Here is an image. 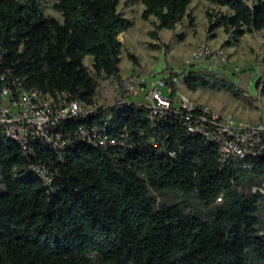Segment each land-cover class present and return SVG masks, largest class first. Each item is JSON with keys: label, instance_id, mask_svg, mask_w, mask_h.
<instances>
[{"label": "trees", "instance_id": "obj_1", "mask_svg": "<svg viewBox=\"0 0 264 264\" xmlns=\"http://www.w3.org/2000/svg\"><path fill=\"white\" fill-rule=\"evenodd\" d=\"M130 1L156 29L173 31L184 17L194 28L190 0ZM206 1L228 11L209 20L210 34L222 27L235 44L245 32L264 31V0ZM43 2L0 0V89L17 81L93 107L98 83L83 59L91 57L96 76L120 81L118 37L132 22L117 12L118 0H54L61 22L42 14ZM182 82L190 92L243 96L207 70L189 71ZM166 84L169 108H94L64 122L70 138L58 150L34 143L23 153L0 133V264H264V156L224 157L204 134L212 127L198 120L201 109L173 107L177 89L170 78ZM80 130L113 143L95 146L75 135ZM150 192L194 196L213 215L201 220L181 203L156 208Z\"/></svg>", "mask_w": 264, "mask_h": 264}, {"label": "rangeland", "instance_id": "obj_2", "mask_svg": "<svg viewBox=\"0 0 264 264\" xmlns=\"http://www.w3.org/2000/svg\"><path fill=\"white\" fill-rule=\"evenodd\" d=\"M54 0H44L42 14L53 17L61 22V16L53 10ZM140 2L118 0L116 7L124 18L132 22V26L121 33L119 75L120 79L136 77L134 91L127 101L137 105H146V91L155 83H161L159 91L168 95L167 79L174 82L177 92L173 99L179 105L181 96L186 97L193 105H200L226 115L238 123L245 125L264 122V31L245 32L233 43L231 34L226 35L222 27L208 31L210 23H215L225 8L215 6L206 0H190L187 11L194 18V28H190L184 17L173 31L156 29V20L150 17L147 21L140 18L143 10ZM209 14L210 17H207ZM155 31L158 39L151 37ZM181 38V39H180ZM156 46V47H155ZM167 47V48H166ZM166 48V50H165ZM129 55L136 59L134 64ZM92 59L86 56L83 64L98 83L94 97V106L109 107L121 101L118 87L119 81L103 75L96 76L91 69ZM207 70L230 80L242 92L241 98H234L223 90L198 89L190 92L182 82V77L189 71ZM176 74L178 77H172ZM258 85L255 87V83ZM0 187H2L0 183ZM242 195L251 193L249 182L239 188ZM155 200V207L181 203L186 212L192 213L201 220L209 219L213 209H205L194 196L184 197L179 192L156 194L150 192ZM259 235L264 237V209L259 212Z\"/></svg>", "mask_w": 264, "mask_h": 264}, {"label": "built area", "instance_id": "obj_3", "mask_svg": "<svg viewBox=\"0 0 264 264\" xmlns=\"http://www.w3.org/2000/svg\"><path fill=\"white\" fill-rule=\"evenodd\" d=\"M136 81L134 76L119 81L117 89L122 96L119 103H131L127 98L132 95ZM159 86L163 84L155 83L146 91L144 97L146 105H142L152 110L154 114L169 108L170 104L168 95L171 88L167 85L168 95L163 96ZM180 103L179 105L173 103V107H182L188 112L195 107L201 109L198 120L212 127L211 131L206 130L204 134L217 143L224 157L232 156L241 160L246 155L264 156V122L249 125L238 123L228 115L221 117L209 108L193 105L184 96H181ZM93 109L79 101L69 99L65 93L54 95L41 93L35 89H25L21 83L13 81L0 89V133L15 142L23 153H28L34 143L58 150L68 143L70 138L68 135L64 138L62 131L64 122L84 117ZM75 135L95 146H102L107 140L110 144L113 143L106 136L90 138L84 130ZM259 191L264 193V184Z\"/></svg>", "mask_w": 264, "mask_h": 264}, {"label": "water", "instance_id": "obj_4", "mask_svg": "<svg viewBox=\"0 0 264 264\" xmlns=\"http://www.w3.org/2000/svg\"><path fill=\"white\" fill-rule=\"evenodd\" d=\"M258 85V81L255 83V87Z\"/></svg>", "mask_w": 264, "mask_h": 264}, {"label": "bare ground", "instance_id": "obj_5", "mask_svg": "<svg viewBox=\"0 0 264 264\" xmlns=\"http://www.w3.org/2000/svg\"><path fill=\"white\" fill-rule=\"evenodd\" d=\"M120 59H121V56H120Z\"/></svg>", "mask_w": 264, "mask_h": 264}, {"label": "crops", "instance_id": "obj_6", "mask_svg": "<svg viewBox=\"0 0 264 264\" xmlns=\"http://www.w3.org/2000/svg\"><path fill=\"white\" fill-rule=\"evenodd\" d=\"M214 112V111H213Z\"/></svg>", "mask_w": 264, "mask_h": 264}]
</instances>
